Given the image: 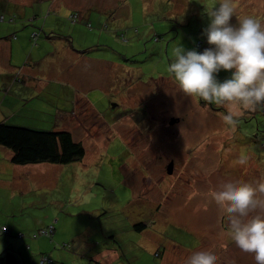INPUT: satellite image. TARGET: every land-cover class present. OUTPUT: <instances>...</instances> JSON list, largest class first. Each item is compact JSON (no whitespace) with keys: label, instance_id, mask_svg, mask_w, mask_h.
<instances>
[{"label":"rangeland","instance_id":"obj_1","mask_svg":"<svg viewBox=\"0 0 264 264\" xmlns=\"http://www.w3.org/2000/svg\"><path fill=\"white\" fill-rule=\"evenodd\" d=\"M220 2L118 0L113 13L94 12L101 22L83 24L86 30L72 41L76 52L66 44L50 55L42 49L40 58L48 59L35 78L66 82L49 85L55 95L49 116L33 108L23 112L25 122L32 129L70 132L85 155L67 165L8 162L25 174L53 173L10 194L15 203L24 202L15 226L6 225L16 233L0 237V264L7 253L18 264H186L202 250L214 253L217 264H256L231 239L211 192L225 182L264 178V106L234 107L238 124L230 127L221 116L228 109L186 96L167 71L177 45L197 51L200 42L202 52L210 47L202 33L207 13ZM233 7L232 25L248 16L264 24V0H233ZM77 56L103 65H86ZM230 75L221 71L217 78ZM13 79L21 82L18 75ZM173 117L180 119L177 125H169ZM1 154L11 155L5 148ZM241 158L245 164L237 163ZM6 214L0 205L1 220ZM49 226L52 238L39 236Z\"/></svg>","mask_w":264,"mask_h":264},{"label":"clouds","instance_id":"obj_2","mask_svg":"<svg viewBox=\"0 0 264 264\" xmlns=\"http://www.w3.org/2000/svg\"><path fill=\"white\" fill-rule=\"evenodd\" d=\"M234 12L233 0H221L207 13L210 22L202 33L210 47L200 53L186 51L179 44L167 68L186 96L206 106L228 109L221 116L233 128L238 124L234 107L256 111L264 106V24L248 16L232 25ZM221 71L231 73L222 82L217 78ZM211 197L223 210L236 246L253 254L256 264H264V178L255 183H222ZM217 259L214 253L202 250L193 252L186 264H217Z\"/></svg>","mask_w":264,"mask_h":264},{"label":"crops","instance_id":"obj_3","mask_svg":"<svg viewBox=\"0 0 264 264\" xmlns=\"http://www.w3.org/2000/svg\"><path fill=\"white\" fill-rule=\"evenodd\" d=\"M117 1L0 0V16L4 17V21H0V123L5 122L13 126L32 129V126L25 122L27 117H24V111L31 114L33 108H37V113L49 116V113L45 111L49 112L54 109L53 100L55 98V95L49 91V85L64 84L66 81L59 79V82H56L54 79L35 78L37 66L43 60L48 59L46 56L43 59L40 58V52L44 49L47 51L46 55H50L51 49L56 46L60 47L62 44H66L68 51H75L72 43L76 35H82L83 30H86L83 24L86 25L91 19H95L98 23L101 22L103 16H95L94 12L113 13ZM72 13L80 15L78 22L82 26L76 27L75 24L68 22L67 17ZM13 17L14 20L10 21ZM36 31L39 32V36L34 42L31 35ZM80 58L86 65L97 67L94 61H91L95 60L98 63L97 58L89 60L84 56H77V59ZM102 65L103 63H98V67ZM15 75L21 77V82L14 81ZM36 99L39 103L34 102ZM28 102H30L29 109L24 107ZM2 149H0V205L6 206L7 214L5 219L0 218V221H2V226H10V224L15 226L17 206L24 200L15 203L13 199H10V194L31 188L30 179L37 178L38 180L42 176L52 179L53 172L49 170L44 175L41 171H35L32 174L20 172V169H14L17 167H10L8 162L11 155L3 156ZM13 166L17 165L13 164ZM30 166L39 167L40 164ZM15 233L16 230L13 227L9 235Z\"/></svg>","mask_w":264,"mask_h":264},{"label":"trees","instance_id":"obj_4","mask_svg":"<svg viewBox=\"0 0 264 264\" xmlns=\"http://www.w3.org/2000/svg\"><path fill=\"white\" fill-rule=\"evenodd\" d=\"M1 22L4 17L0 16ZM80 19L78 13H72L67 17L70 24H76ZM14 17L10 20L13 21ZM88 27H92L90 23ZM39 32H34L31 39L36 42ZM68 38V37H67ZM202 53L201 51L197 50ZM19 76V75H18ZM20 77V76H19ZM15 79L14 81H17ZM21 81V77H20ZM0 147L10 151V162L17 166H27L35 164H51V165H67L77 161H81L85 155V149L80 142H75L72 135L68 131H45L37 130L20 126H13L11 124L0 123ZM6 227V226H1ZM0 227V228H1ZM51 235H44L42 230L39 236L52 238L54 234V227ZM48 227V228H49ZM144 226L138 224L135 226L137 230H142ZM6 233H0L1 236H8L9 230L6 227ZM18 239L25 238L22 233L17 234ZM33 238H38V235H33ZM28 248V247H27ZM42 264L51 263L44 259ZM4 264H18L15 256L12 253L5 255Z\"/></svg>","mask_w":264,"mask_h":264},{"label":"built area","instance_id":"obj_5","mask_svg":"<svg viewBox=\"0 0 264 264\" xmlns=\"http://www.w3.org/2000/svg\"><path fill=\"white\" fill-rule=\"evenodd\" d=\"M0 19H2V18L0 17ZM196 46L198 47V50L202 52V45H201V43L200 42H197L196 43ZM6 232H7L6 227H1L0 228V233H6ZM52 232H53V228L52 227H49V228H47L46 231H43L42 233L44 235L49 236V235L52 234Z\"/></svg>","mask_w":264,"mask_h":264},{"label":"water","instance_id":"obj_6","mask_svg":"<svg viewBox=\"0 0 264 264\" xmlns=\"http://www.w3.org/2000/svg\"><path fill=\"white\" fill-rule=\"evenodd\" d=\"M177 119H171L169 124H173L174 122H176ZM168 172H172V163H170V165L168 166Z\"/></svg>","mask_w":264,"mask_h":264},{"label":"flooded vegetation","instance_id":"obj_7","mask_svg":"<svg viewBox=\"0 0 264 264\" xmlns=\"http://www.w3.org/2000/svg\"><path fill=\"white\" fill-rule=\"evenodd\" d=\"M171 119H177V121L176 122H174L173 124H169V125H177L179 122H180V119L179 118H175V117H173V118H171ZM170 119V120H171ZM169 123H170V121H169ZM172 162V160H170V162L169 163H171ZM167 168V167H166ZM166 172H167V170H166Z\"/></svg>","mask_w":264,"mask_h":264}]
</instances>
